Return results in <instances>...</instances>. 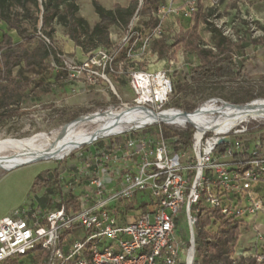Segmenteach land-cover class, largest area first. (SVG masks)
<instances>
[{"label":"built area","instance_id":"2783aa9c","mask_svg":"<svg viewBox=\"0 0 264 264\" xmlns=\"http://www.w3.org/2000/svg\"><path fill=\"white\" fill-rule=\"evenodd\" d=\"M176 1L158 7V22L143 47L161 37L163 19L178 11ZM198 1L186 0L183 9L194 15ZM209 2L216 6L219 0ZM222 33L233 42L239 38ZM256 33L251 39L264 36ZM57 56L63 66L64 54ZM111 59L107 49L98 47L66 71L70 78L86 71L90 82L105 80L117 94L104 73ZM130 86L132 104L121 109L165 117L74 148L68 157L72 163L62 173L65 179L59 177L66 194L50 196L48 206L27 202L0 218V264H194L196 224L208 210L250 222L261 249L251 254L264 262V227L255 221L264 217L263 142L258 134L244 138L259 118H240L235 110L243 104L217 97L192 111L168 107L172 81L164 69L134 71ZM192 115L198 122L186 118ZM187 131L191 138L181 144L180 135ZM179 213L184 235L177 230ZM241 255L234 251L231 257Z\"/></svg>","mask_w":264,"mask_h":264},{"label":"rangeland","instance_id":"374dc122","mask_svg":"<svg viewBox=\"0 0 264 264\" xmlns=\"http://www.w3.org/2000/svg\"><path fill=\"white\" fill-rule=\"evenodd\" d=\"M77 1L80 5L79 14L85 16L84 18L92 25L97 14L91 2H88V0ZM116 1L123 6L129 3V0H99L107 7ZM201 1L205 8L204 12L209 8L214 9L213 15L208 17L211 22L218 25L226 34L241 37L244 43L248 41L246 37L249 34L250 36L251 33L257 36L256 32H264V0H238L236 7H232L229 0L218 2L216 6H210L209 0ZM185 3L186 0H177L174 3L178 10L177 13L165 16L161 37L153 38L145 47L142 46V41L152 29L144 24L148 20L147 17H140L135 14L125 30L117 26H110L112 45L105 49L110 52L112 59L110 68L104 73L117 94L114 93L111 85L107 84L105 80L99 78L95 81L93 78L90 82L86 76V71H82L78 78H70L67 73V76L63 75L62 79L56 82L51 93L40 94L27 99L20 105V108L11 119L0 124V142L30 139L37 134L51 136L78 120L101 115L108 109L120 110L124 103L132 104L134 93L130 86V74L134 71L166 70L172 81V93L167 106L181 108L185 111L194 110L199 104L211 97L221 98L237 104L264 100V76L258 74L240 80L226 77L198 83H182V89H176V79L172 76L173 72L180 70L184 65H197L198 59L193 53L185 51L182 46H171L163 56H159L157 49L160 46L159 40L166 39L168 44H172L174 35L185 32L192 27L196 14L187 13L183 9ZM2 26L3 23L0 25V37L3 31ZM251 28L253 29L251 30ZM197 30L201 42L206 47L212 46L211 34L204 23L200 22ZM7 33L16 42L20 39L15 30L7 28ZM63 33L64 29L56 25L53 42L57 51L65 56L66 62L63 64V69L66 70L74 64L83 62L88 53L83 52L79 47L71 49L72 45L66 41ZM133 35H135V38L131 45L130 40H132ZM125 36H129V42L124 41ZM259 38L262 39L264 45V36ZM258 48L257 45L251 43L244 48L242 54L249 56L256 52ZM54 74V70H49L46 80L54 82ZM254 123L249 124L250 133L244 138H251L255 134L260 135L264 149V119L254 120ZM94 125L95 123H90L84 125L82 129H90ZM161 126L166 130V125L162 124ZM155 129L152 128L151 133H154ZM98 140L102 142L105 139L102 137ZM37 147L36 143L30 142L27 148L21 151L8 150L4 152V155L14 157L31 155ZM71 154L72 151L65 155L63 159L31 160L27 164L15 166L12 169L0 167V218L10 214L12 210L27 202L33 205L48 206L50 203L52 204L50 196H56L57 193L62 191L66 194L67 189L58 191L56 186L54 188L38 186L32 188V182L36 175L54 168H58L59 177L65 179L62 173L64 167L72 163V160L68 159ZM61 179L58 178V186L60 187L64 186L60 183ZM140 198L138 200H148V198L146 200L144 197ZM177 230L182 235L186 230L181 213L178 214ZM254 246L257 247L256 244ZM34 253L38 254V251L35 250ZM24 262L28 264L26 261Z\"/></svg>","mask_w":264,"mask_h":264},{"label":"trees","instance_id":"16d2710c","mask_svg":"<svg viewBox=\"0 0 264 264\" xmlns=\"http://www.w3.org/2000/svg\"><path fill=\"white\" fill-rule=\"evenodd\" d=\"M237 1L229 0V3L236 7ZM90 2L98 16V21L93 26L79 14L77 0H0V23L4 22L8 29L15 30L20 38L16 42L6 31H2L0 37V124L11 119L24 101L40 94L51 93L56 82L63 75L67 76L68 72L63 69L57 56L59 52L53 42L56 25L64 29L65 35L76 47L88 53L98 47H110V26L125 30L135 14L147 17L145 26L153 28L158 22L155 13L166 0H129L126 6L116 3L113 8L104 7L98 0ZM204 9L203 3L198 1L192 27L174 35L172 44H168L166 39L159 40V56L165 55L171 46H182L198 59L197 65H184L173 72L176 89L181 90L182 83H198L226 77L240 80L254 74L264 76L262 39H251L249 34L246 37L247 42L244 43L241 37L233 42L209 20L208 17L213 15L214 9H206V12ZM200 22L204 23L211 34L210 47L201 42L197 30ZM134 38L135 35L130 44ZM251 43L259 48L245 56L242 52ZM49 70L55 71L54 82L46 80ZM191 133L187 131L180 135L181 144L189 142ZM58 178V168L45 170L36 175L32 188L56 186L60 191ZM246 228L247 223L243 220L225 218L217 210L203 213L196 224L194 264H264L258 262L252 254L241 255L237 259L231 257ZM13 261L9 264H14Z\"/></svg>","mask_w":264,"mask_h":264},{"label":"bare ground","instance_id":"6f19581e","mask_svg":"<svg viewBox=\"0 0 264 264\" xmlns=\"http://www.w3.org/2000/svg\"><path fill=\"white\" fill-rule=\"evenodd\" d=\"M235 113L240 118H243L246 115H251L253 118H259L262 120L264 119V100H257L246 107H240L235 110ZM164 117L165 114L163 113H149L148 115H143L136 109H108L101 115H95L89 118L78 120L63 130H58V132L52 134L51 136L37 134L30 139L16 140L13 142H0V167L12 169L15 166L17 167L27 164L31 160L35 159H61L63 156L67 155L74 148L81 144H87L96 140L97 138H101L112 133H117L123 128L129 127L131 125L138 123L141 124L145 121H157ZM186 118L191 119L194 122H198V118H196L194 115L188 116ZM90 123H95V125L90 129H82L84 125ZM30 142H34L38 145L31 155L18 157L4 155V152L8 150L21 151L22 149L27 148Z\"/></svg>","mask_w":264,"mask_h":264},{"label":"crops","instance_id":"0c3cea01","mask_svg":"<svg viewBox=\"0 0 264 264\" xmlns=\"http://www.w3.org/2000/svg\"><path fill=\"white\" fill-rule=\"evenodd\" d=\"M88 2H90V0H88ZM116 3H118V1L112 3L110 6L108 5V7L105 6V5H103L102 3L101 4L104 7H106V8H113L114 4H116ZM78 4H79V2H78ZM79 12H80V5H79ZM81 16H83V15H81ZM83 17H85V16H83ZM97 21H98V16L96 17L94 23L91 26H93ZM2 23H3L2 30L7 32V26H6V24L4 22H1L0 25ZM10 30H13V29H10ZM63 36H65V39H66L67 42L71 43V45H72L71 46V49L78 48V47H76L74 45V43L71 40L68 39V37L65 35V33H63ZM18 40H20V39H18ZM255 221L261 222L263 224V227H264V217L263 216H258L255 219ZM246 223H247V228L240 235V237H239V239L237 241V244H236V246L234 248V251L242 252L243 255H249L251 253H258V252H260L259 249H258V247L254 246L255 245V238H256L255 233L252 230L251 223L250 222H246Z\"/></svg>","mask_w":264,"mask_h":264},{"label":"water","instance_id":"95a60500","mask_svg":"<svg viewBox=\"0 0 264 264\" xmlns=\"http://www.w3.org/2000/svg\"><path fill=\"white\" fill-rule=\"evenodd\" d=\"M250 103H245L243 105H241V107H246L247 105H249ZM184 115H187V113L184 112Z\"/></svg>","mask_w":264,"mask_h":264}]
</instances>
